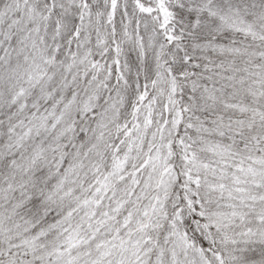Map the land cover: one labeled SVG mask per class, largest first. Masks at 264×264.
Listing matches in <instances>:
<instances>
[{"label": "snow or ice", "instance_id": "1", "mask_svg": "<svg viewBox=\"0 0 264 264\" xmlns=\"http://www.w3.org/2000/svg\"><path fill=\"white\" fill-rule=\"evenodd\" d=\"M0 264H264V0H0Z\"/></svg>", "mask_w": 264, "mask_h": 264}]
</instances>
